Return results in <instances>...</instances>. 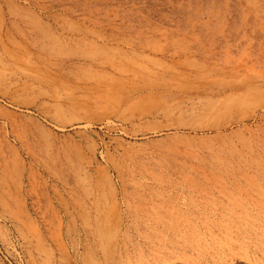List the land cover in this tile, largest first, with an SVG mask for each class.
<instances>
[{"label":"rangeland","instance_id":"rangeland-1","mask_svg":"<svg viewBox=\"0 0 264 264\" xmlns=\"http://www.w3.org/2000/svg\"><path fill=\"white\" fill-rule=\"evenodd\" d=\"M0 264H264V0H0Z\"/></svg>","mask_w":264,"mask_h":264},{"label":"bare ground","instance_id":"bare-ground-1","mask_svg":"<svg viewBox=\"0 0 264 264\" xmlns=\"http://www.w3.org/2000/svg\"><path fill=\"white\" fill-rule=\"evenodd\" d=\"M15 105V104H14ZM24 107V106H23ZM11 109V108H10ZM18 109V108H17ZM24 109H26V108H24ZM20 110V109H19ZM21 110H23V109H21ZM16 111V110H15ZM29 111V110H28ZM19 114V113H18Z\"/></svg>","mask_w":264,"mask_h":264}]
</instances>
